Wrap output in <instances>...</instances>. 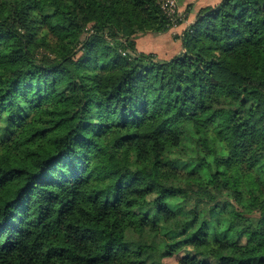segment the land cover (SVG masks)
<instances>
[{"label":"trees","instance_id":"obj_1","mask_svg":"<svg viewBox=\"0 0 264 264\" xmlns=\"http://www.w3.org/2000/svg\"><path fill=\"white\" fill-rule=\"evenodd\" d=\"M164 1L0 0V264H264V0Z\"/></svg>","mask_w":264,"mask_h":264},{"label":"rangeland","instance_id":"obj_2","mask_svg":"<svg viewBox=\"0 0 264 264\" xmlns=\"http://www.w3.org/2000/svg\"><path fill=\"white\" fill-rule=\"evenodd\" d=\"M190 6V5H189ZM189 6H184L182 8L183 11H185ZM184 18L186 19V25H190L193 23V17L188 18L184 15ZM193 20V21H192ZM175 27L171 29L169 32L166 33H148L146 35L140 36L137 39V48L139 51L144 52H155L159 58L161 59H169L175 56L176 54H179L182 51V42L179 38L181 34H183V27ZM134 235V234H132ZM131 235V236H132ZM135 243H143V244H151L153 247L156 248V246L161 244V241L163 240L161 237L156 235L155 233L151 232L150 230H146L144 234H139L132 238ZM148 264H177V257L172 258H166L159 254L158 251L155 252H148L146 254Z\"/></svg>","mask_w":264,"mask_h":264},{"label":"crops","instance_id":"obj_3","mask_svg":"<svg viewBox=\"0 0 264 264\" xmlns=\"http://www.w3.org/2000/svg\"><path fill=\"white\" fill-rule=\"evenodd\" d=\"M219 1H221V0H179L180 4L183 6L192 5V7H191L192 13L190 15V18L193 17L194 18L193 20H195L196 14L201 7L208 6V5H215ZM186 22L184 24H182L181 26H179L178 28L183 27V29L185 30L188 26V24L186 25Z\"/></svg>","mask_w":264,"mask_h":264},{"label":"built area","instance_id":"obj_4","mask_svg":"<svg viewBox=\"0 0 264 264\" xmlns=\"http://www.w3.org/2000/svg\"><path fill=\"white\" fill-rule=\"evenodd\" d=\"M163 9L172 17L173 21L175 20V17H173L175 14L181 16V11L177 8V0H165L163 2Z\"/></svg>","mask_w":264,"mask_h":264},{"label":"clouds","instance_id":"obj_5","mask_svg":"<svg viewBox=\"0 0 264 264\" xmlns=\"http://www.w3.org/2000/svg\"><path fill=\"white\" fill-rule=\"evenodd\" d=\"M20 102H21V103H23L24 101H23V100H21ZM84 134H85V135H88V136H90V135H91V133H90V132H85ZM78 153H79V152H78ZM257 254L259 255V254H262V253H257Z\"/></svg>","mask_w":264,"mask_h":264}]
</instances>
